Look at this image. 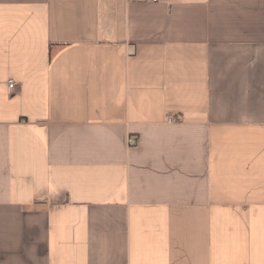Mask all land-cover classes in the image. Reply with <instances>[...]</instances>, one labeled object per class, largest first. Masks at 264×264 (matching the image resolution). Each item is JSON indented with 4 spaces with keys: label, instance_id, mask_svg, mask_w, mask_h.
<instances>
[{
    "label": "crops",
    "instance_id": "1",
    "mask_svg": "<svg viewBox=\"0 0 264 264\" xmlns=\"http://www.w3.org/2000/svg\"><path fill=\"white\" fill-rule=\"evenodd\" d=\"M0 264H264V0H0Z\"/></svg>",
    "mask_w": 264,
    "mask_h": 264
},
{
    "label": "built area",
    "instance_id": "2",
    "mask_svg": "<svg viewBox=\"0 0 264 264\" xmlns=\"http://www.w3.org/2000/svg\"><path fill=\"white\" fill-rule=\"evenodd\" d=\"M147 1H149V2H151V3H154V4H157V3H160V2H162V1H170V2H173V1H179V0H147ZM15 85H16V83H15L14 80H9V81H8V88H9V90H13V89H15ZM172 122H173V119H172V118L168 119V121H167V123H169V124H171ZM136 143H137V141H136L135 138L130 137V138L128 139V144H129L130 146H135Z\"/></svg>",
    "mask_w": 264,
    "mask_h": 264
}]
</instances>
